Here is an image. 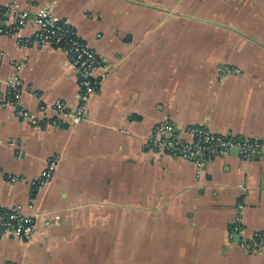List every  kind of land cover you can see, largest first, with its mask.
<instances>
[{
	"label": "crops",
	"instance_id": "crops-1",
	"mask_svg": "<svg viewBox=\"0 0 264 264\" xmlns=\"http://www.w3.org/2000/svg\"><path fill=\"white\" fill-rule=\"evenodd\" d=\"M0 6L30 14L0 34V93L19 66L20 108L42 118L40 108L57 101L78 105L80 73L67 54L25 43L38 10L73 26L106 67L79 125H32L0 106V208L37 217L32 240L0 239V264H264V250L232 237L241 205L246 234L264 231V156L233 154L199 170L145 148L167 120L264 140V0ZM222 66L239 73L223 76ZM52 161L54 176L40 185Z\"/></svg>",
	"mask_w": 264,
	"mask_h": 264
},
{
	"label": "built area",
	"instance_id": "built-area-1",
	"mask_svg": "<svg viewBox=\"0 0 264 264\" xmlns=\"http://www.w3.org/2000/svg\"><path fill=\"white\" fill-rule=\"evenodd\" d=\"M29 19L28 12L14 13L9 7L0 6V34L19 31L28 24ZM34 19L37 27L36 33L32 40L25 43L37 47L50 46L67 54L70 65L80 73L78 105L74 109H68L66 103L57 101L50 107L40 108L43 114L42 118L27 109L20 108L18 97L22 92L23 85L19 76L20 67L17 66L14 76L7 84L8 91L0 93V106L14 108L19 119L30 122L32 125H38L42 119H48L49 123L53 125L59 123L79 125L85 120L86 104L98 90L101 79L105 77V74H102L101 77L96 74L99 70H105L106 67L100 57L80 39L77 30L69 23L54 18L47 9L36 11ZM7 20L14 27L6 29L2 26V23ZM220 71L223 76L239 73L238 69L228 66H222ZM49 110L54 112L55 118L47 117L46 113ZM145 148L175 159L189 161L199 170L216 158H227L233 154L243 161H252L264 156V140L225 137L204 127H182L168 120L153 129ZM57 164V161L49 163L42 173L40 185L52 180ZM19 181L17 178H11L13 183ZM239 208L240 213L232 237L238 235L241 246L247 250H264V231L246 234L241 219L242 205ZM29 209H33V204L29 205ZM36 220V215L26 213L21 206L11 209L0 208V239L14 237L23 241L32 240L37 229Z\"/></svg>",
	"mask_w": 264,
	"mask_h": 264
}]
</instances>
